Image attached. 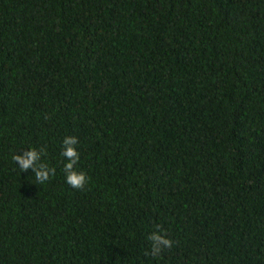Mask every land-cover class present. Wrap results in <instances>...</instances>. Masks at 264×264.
<instances>
[{
    "label": "trees",
    "instance_id": "16d2710c",
    "mask_svg": "<svg viewBox=\"0 0 264 264\" xmlns=\"http://www.w3.org/2000/svg\"><path fill=\"white\" fill-rule=\"evenodd\" d=\"M0 264H264V0H0Z\"/></svg>",
    "mask_w": 264,
    "mask_h": 264
},
{
    "label": "clouds",
    "instance_id": "9594fccd",
    "mask_svg": "<svg viewBox=\"0 0 264 264\" xmlns=\"http://www.w3.org/2000/svg\"><path fill=\"white\" fill-rule=\"evenodd\" d=\"M79 143L77 137L67 136L63 140V151L61 155L66 159L64 164V172L66 174V182L74 189L83 190L90 181V177L83 171L77 169L80 160V153L76 147ZM46 153V147L40 149L31 148L22 155L15 154L12 159L17 163L21 172L32 169L35 173V182L43 185L45 182L55 175L56 169L50 168L47 163L42 160ZM158 229L161 226H156ZM148 240L151 242L150 254L153 257H160L165 249H170L174 241L168 238L161 231H153Z\"/></svg>",
    "mask_w": 264,
    "mask_h": 264
}]
</instances>
